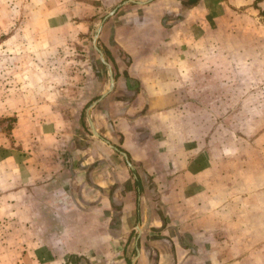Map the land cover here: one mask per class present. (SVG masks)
<instances>
[{
	"label": "crops",
	"instance_id": "0c3cea01",
	"mask_svg": "<svg viewBox=\"0 0 264 264\" xmlns=\"http://www.w3.org/2000/svg\"><path fill=\"white\" fill-rule=\"evenodd\" d=\"M36 1L44 47L100 71H40L36 101L0 107V264H264L231 203L259 150L264 0Z\"/></svg>",
	"mask_w": 264,
	"mask_h": 264
},
{
	"label": "rangeland",
	"instance_id": "374dc122",
	"mask_svg": "<svg viewBox=\"0 0 264 264\" xmlns=\"http://www.w3.org/2000/svg\"><path fill=\"white\" fill-rule=\"evenodd\" d=\"M37 6L36 0H0V107H5V105L19 107L24 102L36 101L37 93L32 86H35L38 81L31 77H37V73L40 71H53L54 68L62 72L79 70L85 75L81 84L85 80L89 82L91 78H96L94 72L100 71L99 66L94 62V59H99L100 55L95 53L96 50L91 54L93 59L90 63L81 64L80 58L87 53L83 48L73 49L68 46L53 49L44 47L48 41L53 39V35L44 30V17L36 14ZM77 56L79 61L76 59ZM257 75L255 74V78L258 77ZM26 87L29 89L24 90ZM261 100L260 95L256 96L254 104H260ZM259 112H261V117L253 118ZM251 117L254 125L253 128H248L247 135L251 140L254 139L250 146L258 147L259 150L253 151L252 154L254 159L251 158L252 164L248 174L249 183L243 187L239 186L233 191L231 203L233 205L248 203V211L254 214L253 224H241L242 217H239L235 230L250 231L254 233V237H261L264 235V175L257 173L264 169V117H262V110L255 109L251 113ZM14 120V117L0 118V126L3 127L4 131L10 132ZM245 210V208L238 209L239 216L241 211ZM262 242L264 240H255V247Z\"/></svg>",
	"mask_w": 264,
	"mask_h": 264
},
{
	"label": "water",
	"instance_id": "95a60500",
	"mask_svg": "<svg viewBox=\"0 0 264 264\" xmlns=\"http://www.w3.org/2000/svg\"><path fill=\"white\" fill-rule=\"evenodd\" d=\"M105 61V60H104ZM107 63V62H106ZM114 82V77H112V83Z\"/></svg>",
	"mask_w": 264,
	"mask_h": 264
}]
</instances>
